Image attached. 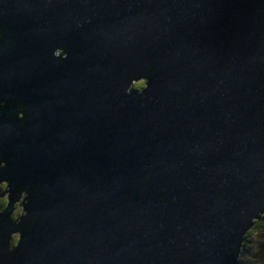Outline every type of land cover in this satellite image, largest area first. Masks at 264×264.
I'll return each mask as SVG.
<instances>
[{
    "label": "water",
    "instance_id": "water-1",
    "mask_svg": "<svg viewBox=\"0 0 264 264\" xmlns=\"http://www.w3.org/2000/svg\"><path fill=\"white\" fill-rule=\"evenodd\" d=\"M135 73L150 87L126 94ZM4 98L27 123L0 110V178L39 187L11 258L0 216V264H246L264 0H0Z\"/></svg>",
    "mask_w": 264,
    "mask_h": 264
},
{
    "label": "clouds",
    "instance_id": "clouds-1",
    "mask_svg": "<svg viewBox=\"0 0 264 264\" xmlns=\"http://www.w3.org/2000/svg\"><path fill=\"white\" fill-rule=\"evenodd\" d=\"M54 57L59 59L60 64L68 57L69 51L67 46H61L54 50ZM151 65L148 66V71L152 70ZM150 87V76L147 74L135 73L129 77V84L125 88L126 94L140 93L143 94ZM14 106V111L11 116L15 119L27 123L25 119L26 106L23 100L19 102H9L7 98L0 99V110H7ZM11 153L0 158V170L8 167V160ZM39 187L38 183H33L30 187L15 185L7 177L0 178V216L6 211L8 212V222L14 226L9 233L6 251L9 258L14 256L25 235V219L30 215L29 207L32 196ZM14 196L18 198L13 199ZM80 213L74 214V219L79 218ZM35 223H39L37 218ZM71 243V240H69ZM244 248H250L257 256L250 255L244 252ZM236 255L239 261H252L253 264H264V208H259L256 214L252 217L251 223L242 233L240 245L236 249Z\"/></svg>",
    "mask_w": 264,
    "mask_h": 264
},
{
    "label": "rangeland",
    "instance_id": "rangeland-1",
    "mask_svg": "<svg viewBox=\"0 0 264 264\" xmlns=\"http://www.w3.org/2000/svg\"><path fill=\"white\" fill-rule=\"evenodd\" d=\"M244 252H246V253H248V254H250V255H253V256H257V255H258L257 253L253 252V250L250 249V248H246V249H244ZM248 263H251V262L248 261L247 264H248Z\"/></svg>",
    "mask_w": 264,
    "mask_h": 264
},
{
    "label": "flooded vegetation",
    "instance_id": "flooded-vegetation-1",
    "mask_svg": "<svg viewBox=\"0 0 264 264\" xmlns=\"http://www.w3.org/2000/svg\"><path fill=\"white\" fill-rule=\"evenodd\" d=\"M244 249H246V248H244ZM243 251H244V250H243ZM245 262H246V264H247V262H248V261L246 260ZM250 262H251V263H248V264H253V262H252V261H250Z\"/></svg>",
    "mask_w": 264,
    "mask_h": 264
}]
</instances>
